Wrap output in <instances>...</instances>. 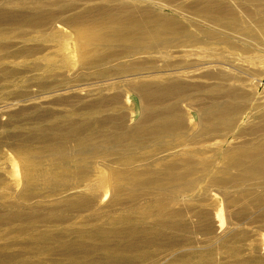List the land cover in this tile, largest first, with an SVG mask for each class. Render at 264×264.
I'll return each mask as SVG.
<instances>
[{"label": "rangeland", "instance_id": "1", "mask_svg": "<svg viewBox=\"0 0 264 264\" xmlns=\"http://www.w3.org/2000/svg\"><path fill=\"white\" fill-rule=\"evenodd\" d=\"M0 264H264V0H0Z\"/></svg>", "mask_w": 264, "mask_h": 264}, {"label": "bare ground", "instance_id": "2", "mask_svg": "<svg viewBox=\"0 0 264 264\" xmlns=\"http://www.w3.org/2000/svg\"><path fill=\"white\" fill-rule=\"evenodd\" d=\"M250 154V153H249ZM134 186V185H133Z\"/></svg>", "mask_w": 264, "mask_h": 264}]
</instances>
